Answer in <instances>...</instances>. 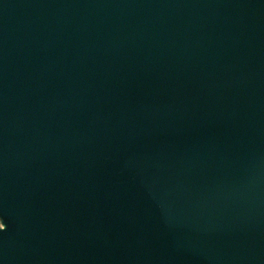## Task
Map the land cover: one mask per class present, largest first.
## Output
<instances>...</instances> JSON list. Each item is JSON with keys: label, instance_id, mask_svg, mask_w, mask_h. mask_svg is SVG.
<instances>
[{"label": "water", "instance_id": "95a60500", "mask_svg": "<svg viewBox=\"0 0 264 264\" xmlns=\"http://www.w3.org/2000/svg\"><path fill=\"white\" fill-rule=\"evenodd\" d=\"M0 264H264V0H0Z\"/></svg>", "mask_w": 264, "mask_h": 264}, {"label": "clouds", "instance_id": "9594fccd", "mask_svg": "<svg viewBox=\"0 0 264 264\" xmlns=\"http://www.w3.org/2000/svg\"><path fill=\"white\" fill-rule=\"evenodd\" d=\"M5 228V225L3 223H0V230H3Z\"/></svg>", "mask_w": 264, "mask_h": 264}]
</instances>
